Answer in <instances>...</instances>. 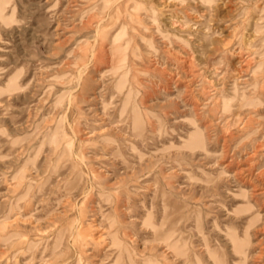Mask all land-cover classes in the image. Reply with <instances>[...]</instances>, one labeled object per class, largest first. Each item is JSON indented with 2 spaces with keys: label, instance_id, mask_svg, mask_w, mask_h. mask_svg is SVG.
Instances as JSON below:
<instances>
[{
  "label": "rangeland",
  "instance_id": "374dc122",
  "mask_svg": "<svg viewBox=\"0 0 264 264\" xmlns=\"http://www.w3.org/2000/svg\"><path fill=\"white\" fill-rule=\"evenodd\" d=\"M0 264H264V0H0Z\"/></svg>",
  "mask_w": 264,
  "mask_h": 264
}]
</instances>
